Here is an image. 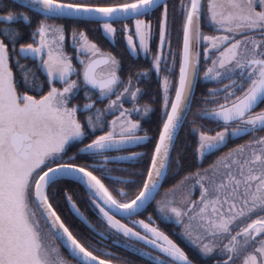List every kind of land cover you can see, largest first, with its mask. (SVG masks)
Instances as JSON below:
<instances>
[{"label":"snow or ice","instance_id":"1","mask_svg":"<svg viewBox=\"0 0 264 264\" xmlns=\"http://www.w3.org/2000/svg\"><path fill=\"white\" fill-rule=\"evenodd\" d=\"M130 256L264 264V0H0V264Z\"/></svg>","mask_w":264,"mask_h":264},{"label":"trees","instance_id":"2","mask_svg":"<svg viewBox=\"0 0 264 264\" xmlns=\"http://www.w3.org/2000/svg\"><path fill=\"white\" fill-rule=\"evenodd\" d=\"M174 43H175V40H174ZM104 46L107 47V44L105 43ZM112 250H113V251H117V252H118L119 254H121V255H127V254H124V253L119 252L118 249H112ZM129 258L132 259V260L134 261V264H141V260L138 259L137 257H135V256H130Z\"/></svg>","mask_w":264,"mask_h":264},{"label":"flooded vegetation","instance_id":"3","mask_svg":"<svg viewBox=\"0 0 264 264\" xmlns=\"http://www.w3.org/2000/svg\"><path fill=\"white\" fill-rule=\"evenodd\" d=\"M115 249V248H114ZM119 250V252H121V253H124L122 250H120V249H118ZM124 254H127V253H124ZM138 258V257H137ZM138 259H140V258H138Z\"/></svg>","mask_w":264,"mask_h":264},{"label":"rangeland","instance_id":"4","mask_svg":"<svg viewBox=\"0 0 264 264\" xmlns=\"http://www.w3.org/2000/svg\"><path fill=\"white\" fill-rule=\"evenodd\" d=\"M239 142V141H238Z\"/></svg>","mask_w":264,"mask_h":264}]
</instances>
